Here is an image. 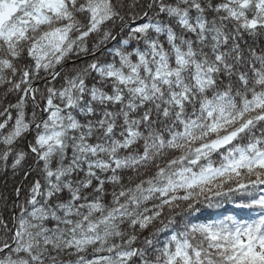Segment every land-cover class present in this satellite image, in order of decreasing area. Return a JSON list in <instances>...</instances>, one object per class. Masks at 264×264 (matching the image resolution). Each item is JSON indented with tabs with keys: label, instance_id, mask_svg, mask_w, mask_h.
Returning <instances> with one entry per match:
<instances>
[{
	"label": "snow or ice",
	"instance_id": "6c2138e0",
	"mask_svg": "<svg viewBox=\"0 0 264 264\" xmlns=\"http://www.w3.org/2000/svg\"><path fill=\"white\" fill-rule=\"evenodd\" d=\"M0 264H264V0H0Z\"/></svg>",
	"mask_w": 264,
	"mask_h": 264
}]
</instances>
